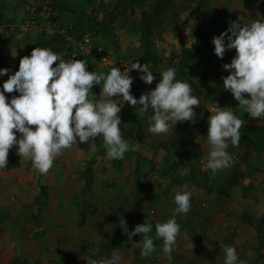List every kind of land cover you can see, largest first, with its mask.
Returning a JSON list of instances; mask_svg holds the SVG:
<instances>
[{
  "label": "rangeland",
  "instance_id": "rangeland-1",
  "mask_svg": "<svg viewBox=\"0 0 264 264\" xmlns=\"http://www.w3.org/2000/svg\"><path fill=\"white\" fill-rule=\"evenodd\" d=\"M119 1L124 0H0L9 20L8 25H0V68L14 74L20 59L41 47V40L56 30L78 37L82 27L119 55L141 65L148 63L160 79L163 70L174 67L176 78L189 83L199 100L232 108L244 125L239 145L229 143L227 151L238 154L239 159L233 158L230 167L214 173L206 167L208 120L170 123L167 133L152 134L147 131L151 113L112 98L121 107V134L132 146L124 159H108L103 138L98 136L94 150L89 149L90 142L78 141L64 149L49 172L41 175L33 172L30 160L16 155L15 146L9 150L7 165L0 168V264H87L86 257L110 258L113 250L122 257L121 264H224L223 245L234 246L245 264H264V159L259 154L264 151V131L246 124L253 119L223 88L222 77L229 73L222 65L231 62L235 50L226 51L221 60L212 44L230 21L241 17L243 23H251L264 16L263 1L208 0L200 5L198 1L173 0L155 19L157 0L141 1L126 12L123 7L117 9ZM45 7L51 8L48 18ZM57 12H63L60 19ZM198 32L208 36L203 57L190 50ZM8 47L19 62L4 60ZM66 47L63 58L68 60ZM183 52L188 54L180 72ZM151 55L154 59L148 58ZM86 70L109 72L90 66ZM7 79L0 77V87ZM91 91L93 103L110 99L100 96L98 85ZM14 94L18 95L6 96ZM131 94L136 99L141 96L132 87ZM235 180L239 185L220 195ZM40 185L47 187V198L39 203L35 198L33 203L23 204L19 214L14 212L21 203L19 196L37 192L38 197ZM49 191L52 201H48ZM177 191L192 193L191 208L176 216L180 232L171 260L161 251L163 243L156 238L155 227L148 235L157 250L141 256L119 226L120 216L129 231L146 218L153 226L165 222L176 207ZM142 238L138 234L132 240L138 243ZM30 249L32 254L38 253L34 258L26 256Z\"/></svg>",
  "mask_w": 264,
  "mask_h": 264
},
{
  "label": "clouds",
  "instance_id": "clouds-1",
  "mask_svg": "<svg viewBox=\"0 0 264 264\" xmlns=\"http://www.w3.org/2000/svg\"><path fill=\"white\" fill-rule=\"evenodd\" d=\"M212 44L214 54L221 60L226 51L235 50L231 62L222 65L229 73L222 77L224 90L232 94L238 107L250 118L264 117V16L251 23H243L241 17L230 21L224 32L213 37ZM63 55L36 47L29 56L20 59L14 74H9L8 68H0V77L8 76L0 87V168L7 165L9 150L15 146L16 155L21 160H30L33 172L44 175L64 149L79 141L90 142L89 149L94 150L98 136L103 138L108 159H124L132 146L121 134V107L112 99L115 97L135 108L139 105L144 113H151L147 131L152 134L167 133L170 123H196L194 106L201 103L192 95L191 85L176 78V68L163 70L155 88L136 99L131 94L134 78L129 73L136 70L140 73L139 79L151 85L156 78L148 63L133 62L123 72L113 66L105 74L87 71L86 60H65ZM93 85L100 86L101 97L110 99L93 103L89 99ZM6 93L18 95L9 97ZM207 110L211 115L207 121L206 167L215 173L231 166L233 157L227 149L229 143L239 145L244 122L230 107L217 105ZM191 195L189 191L175 192L176 207L171 217L155 226L146 218L143 224L129 231L126 220L120 216L119 226L127 231L131 247L139 249L141 256L156 251L153 238L148 235L155 227V236L163 243L161 251L171 260L180 232L176 216L190 211ZM138 234L143 238L133 242L132 238ZM222 251L224 264H245L234 246L223 245ZM86 260L87 264H121L122 257L113 250L110 258L86 257Z\"/></svg>",
  "mask_w": 264,
  "mask_h": 264
},
{
  "label": "built area",
  "instance_id": "built-area-1",
  "mask_svg": "<svg viewBox=\"0 0 264 264\" xmlns=\"http://www.w3.org/2000/svg\"><path fill=\"white\" fill-rule=\"evenodd\" d=\"M45 18H48L51 13V8L45 7L43 11ZM34 22V21H33ZM59 31V30H58ZM53 32V31H52ZM66 34V31H60ZM97 39L94 38L90 33L79 34L78 37L67 36V47L66 51L69 53V59L74 58L77 60H86L87 66L100 68L102 70L110 71L111 67H118L123 72L125 69L130 68L133 63L129 58L119 55L116 51L110 50L107 46L99 44ZM134 78L132 88L139 91L140 94L147 92L150 89H154L160 78L155 76V80L151 85L145 84L139 79L140 73L133 70L129 73ZM200 105L194 106L196 112V118L201 120H208L211 113L207 109L215 108L218 104H213L204 100H199ZM219 107L223 108L221 105ZM201 114H203L201 116ZM249 126H254L258 129L264 130V117L250 120L246 123ZM261 158L264 159V151H260ZM234 159H237L233 155Z\"/></svg>",
  "mask_w": 264,
  "mask_h": 264
},
{
  "label": "trees",
  "instance_id": "trees-1",
  "mask_svg": "<svg viewBox=\"0 0 264 264\" xmlns=\"http://www.w3.org/2000/svg\"><path fill=\"white\" fill-rule=\"evenodd\" d=\"M141 1H144V0H124L122 2L119 1L118 4H117V9L123 7L125 12H126V10H128L129 8L132 9V8H134L135 5L140 4ZM195 1H198L200 3V5H202L203 2L208 1V0H186V2H188V3H193ZM262 1H263V4H264V0H262ZM172 2H173V0H157L156 6H155L156 12L154 13V19L156 17L162 15L165 11H167L171 7ZM2 9H3V7L0 4V25H4L5 26V25H8L9 20H8V18H6L5 13L2 11ZM125 15H126V13H125ZM78 30H79L80 34H82V35L85 34V33H88L82 27L79 28ZM89 33H91V32H89ZM91 34H94V33H91ZM207 38H208V36L204 37L202 32L201 33L198 32L196 34V41H195L194 45H192L190 50H194L197 53H200L201 56L203 57L205 55V53L208 51V49L206 48V45L208 43ZM99 44H101V43H99ZM40 45H41L42 48H48V49H51L53 52H55L57 54L63 53L65 55L64 49H65V46L67 45V34H63L60 31H55L50 37L41 40ZM4 54H5L4 55V60H6L7 62H11V63H14V64L17 61L19 62L18 58H16V57L11 55L9 47L5 50ZM148 54H150V53H148ZM187 54H185L184 52L182 54V57H181L182 63H180V68H179L180 72H182L183 69H184V59H183V57H185ZM148 58L149 59H154V57L152 55L148 56ZM137 138H138V140H140L139 139L140 137H137ZM185 156H186V154H184L182 156V158H184ZM86 185L88 187V181H87ZM238 185H239V183L236 180L229 182L227 187H226V189L224 191H222L220 193V195L225 196L233 188H235ZM87 187L85 188V191H87L89 189V187L88 188ZM47 196H48L47 187L44 186V185H40V194L37 197L36 202H38V203L42 202L45 198H47ZM134 199L136 200L135 204L137 205L138 204V198L135 197ZM82 217L84 218V216H82Z\"/></svg>",
  "mask_w": 264,
  "mask_h": 264
},
{
  "label": "crops",
  "instance_id": "crops-1",
  "mask_svg": "<svg viewBox=\"0 0 264 264\" xmlns=\"http://www.w3.org/2000/svg\"><path fill=\"white\" fill-rule=\"evenodd\" d=\"M67 2V1H70V0H64V2ZM72 1H76V0H72ZM79 1H81V0H79ZM50 2V1H49ZM81 3V2H80ZM80 3H79V5H80ZM78 5V6H79ZM48 6V5H47ZM62 14H63V12H61V13H59V12H57V13H55V15H57L58 16V18L60 19L61 18V16H62ZM71 24V23H70ZM69 28H71L72 29V27H69ZM61 31H63V30H61ZM156 76V75H155ZM178 123H180V122H178ZM231 155H232V157H233V155H235L237 158H238V154H233L232 152L230 153ZM239 159V158H238ZM61 187H63L64 189L65 188H67V186H61ZM5 188H10V186L9 185H5ZM11 189V188H10ZM67 190V189H66ZM11 191L12 192H15V191H13L12 189H11ZM67 194L69 193V191L67 190V192H66ZM52 195L50 194V191H49V198H48V201H52ZM35 198H37V192H35V193H28V194H24V196L22 195V196H19V198H18V200H21V203H19V204H16L17 206H15L13 209H14V212H16L17 214H19L21 211H23V210H21V207H22V205L23 204H31V203H33V201L35 200ZM21 205V206H20ZM16 218V217H15ZM19 218H20V220L19 221H21L22 220V216L21 215H19ZM3 242V241H2ZM1 251V250H0ZM6 253V252H5ZM26 253V252H25ZM38 254V253H37ZM37 254H32V252H31V249H30V252L29 253H26V256H29V258L30 257H32V258H34V256L35 255H37ZM8 255H10V254H8ZM39 256V255H38Z\"/></svg>",
  "mask_w": 264,
  "mask_h": 264
}]
</instances>
